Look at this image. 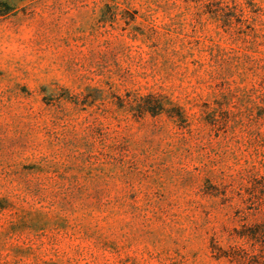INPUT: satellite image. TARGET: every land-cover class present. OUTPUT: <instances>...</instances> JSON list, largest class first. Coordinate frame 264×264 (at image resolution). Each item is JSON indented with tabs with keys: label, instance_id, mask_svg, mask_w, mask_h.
I'll return each instance as SVG.
<instances>
[{
	"label": "rangeland",
	"instance_id": "rangeland-1",
	"mask_svg": "<svg viewBox=\"0 0 264 264\" xmlns=\"http://www.w3.org/2000/svg\"><path fill=\"white\" fill-rule=\"evenodd\" d=\"M264 223V0H0V264H240Z\"/></svg>",
	"mask_w": 264,
	"mask_h": 264
},
{
	"label": "trees",
	"instance_id": "trees-1",
	"mask_svg": "<svg viewBox=\"0 0 264 264\" xmlns=\"http://www.w3.org/2000/svg\"><path fill=\"white\" fill-rule=\"evenodd\" d=\"M240 235L256 242L259 247L252 251L241 250L240 255L234 259L240 264H264V223L256 224Z\"/></svg>",
	"mask_w": 264,
	"mask_h": 264
}]
</instances>
